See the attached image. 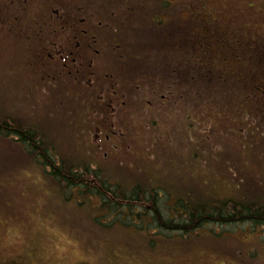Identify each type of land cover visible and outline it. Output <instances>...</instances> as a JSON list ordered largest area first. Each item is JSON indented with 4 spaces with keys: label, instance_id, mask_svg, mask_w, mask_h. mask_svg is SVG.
Segmentation results:
<instances>
[{
    "label": "flooded vegetation",
    "instance_id": "af4514ba",
    "mask_svg": "<svg viewBox=\"0 0 264 264\" xmlns=\"http://www.w3.org/2000/svg\"><path fill=\"white\" fill-rule=\"evenodd\" d=\"M215 5L212 0H0V49L10 45L26 59L30 73L23 81L30 91L42 87L49 96L64 82L66 94L79 103V115H97L96 145L104 149L103 160L109 152L119 156L131 148L134 132H142L133 131L135 126L150 131L158 115H179L188 119L198 160L221 152L219 142L229 138L254 155V170L262 176L264 9L257 8L261 15L252 20H239ZM29 93L24 90L23 99L31 101ZM32 108L29 115H35ZM21 110L0 108L5 129L0 135L7 128L16 131L22 144L23 123L4 116L25 115ZM259 142L262 150L254 151ZM226 161L229 177L241 181L243 162Z\"/></svg>",
    "mask_w": 264,
    "mask_h": 264
},
{
    "label": "rangeland",
    "instance_id": "374dc122",
    "mask_svg": "<svg viewBox=\"0 0 264 264\" xmlns=\"http://www.w3.org/2000/svg\"><path fill=\"white\" fill-rule=\"evenodd\" d=\"M212 1L239 20H252L261 15L257 8L264 9L260 0ZM223 5L226 10L220 8ZM4 47L0 49V108L22 109L25 115L7 116L41 130L51 146L92 151L107 178L127 182V188L145 179L155 188L163 186L173 196L169 205L177 196L190 193H194L192 203H198L201 194L264 202V175L257 176L254 155L236 140L222 138L221 152L201 154L198 160L192 131L186 128L188 119L179 115H158L150 131L135 126L133 131L142 132H134L131 148L119 156L109 152L103 160L104 149L96 145L97 115H79V103L66 94L64 82L49 96L42 87L30 91L23 81L30 73L24 66L26 59L12 46ZM24 90L30 92L31 101L23 99ZM32 106L35 115H29ZM262 144H255L254 151L262 150ZM226 160L238 166L243 162L241 181L229 177ZM47 170L34 164L14 138L0 135V264H264V226L215 224L190 237L170 234L157 228L150 215L141 219L108 215L98 197L61 188Z\"/></svg>",
    "mask_w": 264,
    "mask_h": 264
},
{
    "label": "trees",
    "instance_id": "16d2710c",
    "mask_svg": "<svg viewBox=\"0 0 264 264\" xmlns=\"http://www.w3.org/2000/svg\"><path fill=\"white\" fill-rule=\"evenodd\" d=\"M4 130L0 125V133H5ZM6 130L8 132L3 136L14 138L34 164L39 163L41 168L48 169L47 176L61 188H74L80 195L98 197L101 208L105 209L108 215H134L140 219L150 215L157 228H164L170 234L189 237L197 230L215 224L264 226V202L258 198L227 201L224 198H211L201 194L198 203H192L194 193H190L183 197L177 196L174 203L169 205L168 201L173 196L163 186L155 188L151 182H145V179L141 184L134 183V186L127 188V182L109 180L101 169L102 165L95 163L92 151L79 153L54 144L51 146L41 130L25 122L20 132L22 144L16 138L19 133L11 132L8 128ZM146 202L149 205H146ZM135 208L140 211L134 212Z\"/></svg>",
    "mask_w": 264,
    "mask_h": 264
}]
</instances>
